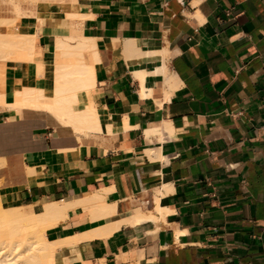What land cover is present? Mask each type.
Instances as JSON below:
<instances>
[{
  "label": "crops",
  "instance_id": "crops-1",
  "mask_svg": "<svg viewBox=\"0 0 264 264\" xmlns=\"http://www.w3.org/2000/svg\"><path fill=\"white\" fill-rule=\"evenodd\" d=\"M40 1L22 2L17 22L36 53L3 69V204H63L45 236L80 239L55 249L56 264H264V0ZM11 8L0 0V15ZM76 27L96 53L73 109L100 127L81 135L76 119L10 107L17 90L54 91L37 62L57 60ZM135 212L157 218L133 223Z\"/></svg>",
  "mask_w": 264,
  "mask_h": 264
},
{
  "label": "bare ground",
  "instance_id": "bare-ground-1",
  "mask_svg": "<svg viewBox=\"0 0 264 264\" xmlns=\"http://www.w3.org/2000/svg\"><path fill=\"white\" fill-rule=\"evenodd\" d=\"M75 1L76 0H72V2ZM68 15L72 19L82 17V15L77 11L76 4L73 5V10L72 12H69ZM18 19L19 18L0 19V106L2 105V107L4 106V104L7 105L6 103H4L1 92V88H3L2 82L4 78L3 69L6 62L17 59L26 62L27 60L32 59L33 55L36 53L34 46V39L36 34L31 32H25L19 29L17 27ZM74 21L71 22L74 23ZM77 24H75V26ZM71 30L72 32L69 36L64 37L61 41L57 42L56 44L55 58H57V60L45 61L43 63L37 62L38 72L40 73V75L46 74L54 78V91L45 92L39 88H24L22 90H17L15 94V102L13 105L11 104L12 106L10 105V107L20 108L21 106H33V108H45V110L47 109L48 111H52L62 122H68L72 125L75 121H73V119H76L77 124H75L73 128H75V133L77 130L80 132L81 135V131L83 133V130L85 129L96 130L100 128L99 124L97 123L99 121H94L93 114L91 115L89 112V109L91 108L82 111H77L73 109L75 105L82 102L84 95L89 96L90 90L93 87L94 54L96 52L94 53V45L91 42L90 38L84 37L82 33H78L77 27L71 28ZM127 45L130 46L128 43ZM129 48L127 47V51ZM129 50L131 51V48ZM133 50L137 51L134 48ZM131 53H133V51ZM144 72L145 71H143V73H137L141 75L139 76L141 80L143 79L142 74H144ZM2 107L0 108L1 110ZM10 107H7V110ZM95 116H97V114ZM97 119L98 118H95V120ZM149 131H147L146 133H149ZM79 132L77 134H79ZM98 196L99 197H93L92 200L94 201L95 199L96 201H98L97 205L99 206V209H101L102 206L100 207V205H103L105 203L103 202L102 198H100V195ZM65 205L66 207H68L67 203H65ZM58 206L61 207L63 206V204L59 205L58 203V205H46L43 207L44 212L41 213L27 212L24 210L23 207H16L3 204V201L0 198V232H5V235L0 234V244L11 246L10 251H4L2 250L3 247H0V264H56L53 257L55 249L65 242L77 241L79 238L78 236L75 237L77 234L74 237L56 241H50L46 238L45 229L47 226L53 223L50 222V219V221H48V217L53 216L54 219L55 216H58L61 213V209ZM86 207L87 205L85 206V208ZM156 211L162 214L161 209L157 208ZM47 215L50 216H48L47 221H45L46 219L44 220L43 218ZM131 216V222L134 218L133 223H135V221L139 222L146 218H152V220L157 218L154 214L149 213L146 215L141 212L132 213ZM59 217L61 216L59 215ZM127 217L129 218V216ZM127 220L129 221L130 219H126V221ZM120 223L121 222L119 221V224ZM103 228L104 227H102V229ZM106 228L108 230L105 231L104 229ZM106 228L103 229L104 231L102 229L100 231L97 229L96 231H99L97 233L101 232L99 235H106L110 232V228ZM91 235L96 234L87 232L81 235L80 237L88 238ZM20 247H24V250L18 251V248Z\"/></svg>",
  "mask_w": 264,
  "mask_h": 264
},
{
  "label": "rangeland",
  "instance_id": "rangeland-1",
  "mask_svg": "<svg viewBox=\"0 0 264 264\" xmlns=\"http://www.w3.org/2000/svg\"><path fill=\"white\" fill-rule=\"evenodd\" d=\"M6 3H8L12 8L10 9V12L12 14L10 15H0V19L2 18H10V19H17L19 18L22 14H25L24 10L20 7L22 2L28 1L31 2L33 4H40V0H2ZM0 234L5 235L4 231H1ZM0 247H3L2 250L4 251H10L11 250V246L9 245H5V244H0ZM24 247H20L18 248V251H23Z\"/></svg>",
  "mask_w": 264,
  "mask_h": 264
},
{
  "label": "built area",
  "instance_id": "built-area-1",
  "mask_svg": "<svg viewBox=\"0 0 264 264\" xmlns=\"http://www.w3.org/2000/svg\"><path fill=\"white\" fill-rule=\"evenodd\" d=\"M141 202L144 203V204H148L149 200L148 199H143Z\"/></svg>",
  "mask_w": 264,
  "mask_h": 264
}]
</instances>
